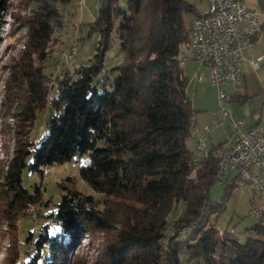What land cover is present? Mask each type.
I'll list each match as a JSON object with an SVG mask.
<instances>
[{"label":"trees","instance_id":"16d2710c","mask_svg":"<svg viewBox=\"0 0 264 264\" xmlns=\"http://www.w3.org/2000/svg\"><path fill=\"white\" fill-rule=\"evenodd\" d=\"M33 2L26 45L45 60L65 29L69 0ZM7 6L0 0V26ZM142 9L149 19L137 58ZM187 10L198 14L188 0H99L94 18L76 27L86 31L75 40L97 34L85 62L63 66L52 77L41 64L30 71L3 176L10 200L36 221L16 250L18 264H68L82 236L109 226H115V236L92 264H264V226L253 223L252 235L240 242L207 222L234 184L221 179L220 201L212 200L208 191L216 180L219 145L208 147L192 169L193 150L184 143L190 136L188 117L196 111L176 62L180 47L187 46L188 25L181 17ZM112 46L121 56L105 67L103 54ZM234 96L240 100L245 94ZM44 105L46 132L35 140L28 132L34 109ZM85 153L76 174L97 195L77 189L73 175L56 182L61 192L55 200H41L39 183L28 189L20 183L22 165L40 177L47 165ZM109 202L115 203L113 214ZM179 204L177 215L168 219ZM168 225L172 233L163 237Z\"/></svg>","mask_w":264,"mask_h":264},{"label":"rangeland","instance_id":"374dc122","mask_svg":"<svg viewBox=\"0 0 264 264\" xmlns=\"http://www.w3.org/2000/svg\"><path fill=\"white\" fill-rule=\"evenodd\" d=\"M188 1L192 3L194 11L205 9L206 0ZM244 1L249 4L254 3L250 4L252 6H257L255 4L256 0ZM98 3L99 0H69L66 9L70 13L65 15L67 24L65 29H62L60 32L59 40H55L56 50L52 52L51 57L47 56L48 58L45 60H39L34 56V52H30L28 45H26L27 31L25 25L35 8L33 0H7L8 6L3 16L4 22L0 26V264H18L16 250H21L22 243H25L23 241L26 235L25 230L34 229L36 225V221L31 218V214L27 213L28 210L26 208L17 207L14 203V198L10 200V192L7 190V183L3 177L7 167L6 163L11 158V148L14 144V138L12 137L14 130L13 119L16 118L25 100V79L29 77L30 71L39 68L40 64L47 76L52 77L57 73L59 74V69L63 66L85 62L95 50L94 45L97 34L96 32H91L89 36L75 40V37L82 33L85 34L86 31L84 27L81 28V31L76 29V27L78 25L79 27L85 26L84 23L94 18ZM193 15L194 13L188 10L182 12V22L187 24L188 19H191ZM148 19L149 16L142 9L140 21H138L140 30L134 41V47H136L134 48V53L137 58L142 54L137 47H140L144 41ZM72 46L75 47V50L71 58L70 56H66V54ZM117 49L116 46H112L104 51L105 67H109L120 58L121 54ZM179 52V54H189L186 47H180ZM253 58L256 62L258 61L257 57ZM195 66L196 64L190 60L184 61L181 66L182 74L187 78L184 92L189 99L190 105L194 106V108L196 107L195 109H199L197 112H205L217 107L216 90L206 77L207 70L204 66L203 68L200 66L199 69L201 71L200 80H193L191 78V72H193V67ZM261 70L262 68L260 67L249 73L251 84L250 87L248 83L246 85L250 90H254L261 83ZM225 90L227 91V87H225ZM250 90L248 93H250ZM48 96L49 92H46L43 99L45 103L49 99ZM223 103L228 107L232 115H238L239 113L245 115L247 110L256 109L257 111L259 102L256 98H250L244 100L240 105L234 100H223ZM47 114L48 110L45 105L34 109V117L31 122L33 126L28 135L35 138V140L39 139L46 132L43 119ZM214 130L215 134L219 136V128H214ZM184 143L193 150L194 145H192L190 136L185 139ZM86 157L87 153L73 155L61 162L51 163L44 168L40 177L35 171H29L26 165H22L20 172H18L20 183L26 189L30 188L29 186L34 182L39 183L38 190L42 197L41 200L47 198L55 200L59 196V192H61L56 186V182L62 180L67 175H73L77 177V189L84 193L97 195L76 174L78 166L84 163ZM28 158L29 156L24 161ZM222 189L223 183L219 180H213L208 191L209 197L214 201H220ZM249 190L245 186L234 185L232 190L227 194L226 199H224L222 208L217 212L208 214L207 222L213 224L216 228H220L221 232L224 229L227 236L240 242L246 236L252 235L250 226L255 223V219L248 212L252 197ZM110 204L112 206L115 205L113 202H109ZM112 206L110 212L113 214L116 207ZM40 207L41 205L39 204ZM178 207H180V204L173 211H170L167 215L168 219L177 215L176 210ZM32 208L30 207V211H32ZM114 227L109 226L107 229L95 230L86 236H82L68 264H92L98 262L101 258L99 253L103 243L113 239L115 236L116 228ZM227 231L230 232L227 233ZM217 233H219L218 229ZM191 264H194V262L192 261Z\"/></svg>","mask_w":264,"mask_h":264},{"label":"built area","instance_id":"2783aa9c","mask_svg":"<svg viewBox=\"0 0 264 264\" xmlns=\"http://www.w3.org/2000/svg\"><path fill=\"white\" fill-rule=\"evenodd\" d=\"M257 6L248 5L244 0H207L204 12L194 14L188 19L187 46L189 54H179L177 65L182 66L191 60L197 66L207 69V77L216 90L217 108L211 112L209 123L198 125L191 114L188 131L192 139V169H195L208 152L207 133L211 125L221 123L220 116L228 117L229 131L226 147L215 152L216 180L230 179L236 186H245L254 200L249 203L248 212L255 222L264 226V123L243 126L241 118H233L224 105L226 98L224 86L240 81V61L244 48L257 37L264 27V0ZM75 47L66 56L73 57ZM257 59L262 54L256 55ZM255 57V58H256ZM253 68L258 66L254 58L247 59ZM194 80H200L197 69L191 73ZM219 233L221 229L218 228ZM232 230V229H231ZM172 233L170 226L163 231V237Z\"/></svg>","mask_w":264,"mask_h":264},{"label":"crops","instance_id":"0c3cea01","mask_svg":"<svg viewBox=\"0 0 264 264\" xmlns=\"http://www.w3.org/2000/svg\"><path fill=\"white\" fill-rule=\"evenodd\" d=\"M246 3H248V2H246ZM257 3H259L258 0H256L255 4L258 5ZM250 4H254V3H250ZM250 4L248 3V5H250ZM206 5H207V0H206ZM201 12H204V10L202 9L201 11H197V13H201ZM260 54H262V57L259 58L257 61L258 66H256V68H253L250 65V63L247 62V59L256 57V55L258 56ZM203 66H202V68H203ZM240 66H241V71H240L241 79L236 84L230 83V84L224 86V90H225V87H227V91L225 90L226 98H224V100H226V101L234 100V101H236V103H238L240 105L244 102V100H248L250 98H256L259 102L258 107H257V111H256V109H252V110L250 109V110H247V113L245 115H242L241 113H239L238 115L237 114L232 115L230 112H229V114L231 117L233 116V118L243 119V122H244L243 126L252 125V124L253 125L254 124L261 125L264 123V27L257 33V37L255 38V40H253L250 44H248L244 48L243 58L240 61ZM260 67L262 68V70H261V75H262L261 83L258 86H256L254 88V90H250L249 87L251 84V76H249V73L251 71H255L256 69H258ZM194 69H197L199 71L200 66L196 65L195 67H193V71H194ZM200 72L201 71H199V73ZM207 72H206V77H207ZM245 74H246L247 78H246ZM207 78L209 79V77H207ZM210 83H211V81H210ZM247 83L249 84V87L246 85ZM249 90H250V93H248ZM244 94H245V97L243 99L241 98L240 100H237V98H235V96H234V95H239V97H241ZM192 107H193V109L196 108V107L194 108V106H192ZM216 108L205 111V112H197L199 110L197 108V109H195L196 113L194 112L192 114L193 118H195L196 123L198 125H200L201 123H204L205 121H206V123H209V122H211V120L213 118L211 112L213 110H215ZM220 118L222 120L220 124L211 125L209 127V130L207 133V138H206V144L208 145V147H214L217 144L219 145L216 149L217 151L226 147L228 144V139L225 137V133H227L229 131L228 118L225 116H220ZM214 128H219V130H220L219 136H217L215 134ZM222 142H223V144H222ZM252 200H254L253 197H251L250 202Z\"/></svg>","mask_w":264,"mask_h":264},{"label":"snow or ice","instance_id":"6c2138e0","mask_svg":"<svg viewBox=\"0 0 264 264\" xmlns=\"http://www.w3.org/2000/svg\"><path fill=\"white\" fill-rule=\"evenodd\" d=\"M56 231H60V229H59V228H57V229H56Z\"/></svg>","mask_w":264,"mask_h":264}]
</instances>
